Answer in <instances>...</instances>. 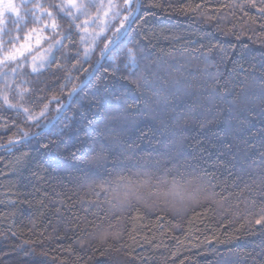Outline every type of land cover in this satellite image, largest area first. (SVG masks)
I'll return each mask as SVG.
<instances>
[{"label": "trees", "instance_id": "trees-1", "mask_svg": "<svg viewBox=\"0 0 264 264\" xmlns=\"http://www.w3.org/2000/svg\"><path fill=\"white\" fill-rule=\"evenodd\" d=\"M65 1L44 0L57 25L49 39L62 41L51 62L0 68V146L40 130L23 109L39 116L47 104L40 124L57 116L53 98L65 104L100 58H85L90 42L103 47L136 6L77 0L87 10L73 13ZM29 13L8 16L4 43L39 24ZM129 37L157 56H220L205 91L190 80L158 108L104 59L49 129L1 149L0 264H264V0H141L116 49ZM173 169L209 187L178 214L157 186Z\"/></svg>", "mask_w": 264, "mask_h": 264}, {"label": "rangeland", "instance_id": "rangeland-1", "mask_svg": "<svg viewBox=\"0 0 264 264\" xmlns=\"http://www.w3.org/2000/svg\"><path fill=\"white\" fill-rule=\"evenodd\" d=\"M7 2L8 0H4L5 4H7ZM11 2L19 10L20 18L17 17L16 13L10 11L4 12V15L2 16V18H0L3 20V23L0 24V60H3L4 56L9 53H16V60H21L23 58H27L28 56L30 57L29 60L31 61L32 65L39 66L41 64V58H45L43 60V64L47 63V61L49 59H52V57L54 56L57 45L55 44L56 40L52 41L48 36V32H53L51 28L53 19H51L49 15L42 14L48 13V8L46 7L44 0H37L36 3H34V0H11ZM67 4L68 0L65 1L64 6H66ZM37 5H39V7H37ZM2 7L3 5H0V8ZM66 8H71L73 13H76L78 11L76 8H72L70 6ZM28 13L30 14V16H33V18L38 21L39 24L36 27L30 29L29 32L26 33L20 40L16 38L14 42L4 43L1 38L2 33L6 29V21L8 20V16L11 15L13 16V18H16L20 21L23 20ZM44 16H47L48 19L42 20ZM220 22H222V20ZM102 29L103 28H101V30H99L96 35L100 34ZM98 36L99 35H97V37ZM25 37H28V39L26 40ZM110 38L111 37L108 36V40ZM37 39H39L40 41L39 44H37ZM108 40L105 43H107ZM121 44V47L118 48L121 54L117 57L116 67H118L120 70H128L129 72H131V76L135 77L138 82H142V85H144L145 88H149V91H152V96L155 99L154 107L157 108L159 106V101L163 102L165 96L167 97L174 95L176 91L182 92L184 90V87L190 84V80L197 81V84L202 86V88L199 87L200 91H205V82L203 78H205V76H209V74L210 77L213 76V72L211 71L209 73L208 69L214 68V66L218 62L217 56H220V53H217L215 56H188L178 53L171 54L169 56H157L147 52L141 45L142 43L135 44L130 37L123 41ZM24 45H29L30 47L28 48V51L24 52L23 56H20L17 50L22 49ZM50 46L51 52L48 51ZM103 47L99 45V41H96V39H94L89 44V51L91 54L97 51L95 56L98 58ZM128 49H132L136 58L137 67L134 69H132L131 66H129L128 69H125L124 67V64L127 62L126 53ZM9 62L13 61L0 63V68L5 67ZM108 65L110 66L109 61ZM197 66H201L202 68V70L200 71L202 72V74L200 73V75H196V73L194 72V69L196 70ZM110 68L113 69V67ZM186 68L187 73L185 74L183 73V70ZM128 71L126 77H128L129 75ZM142 76L143 79H141ZM159 92H165V95L163 96L164 98L162 97V95L160 96ZM172 173H174V176L172 178H165V176H163L161 178L162 182L157 184V186H160L161 188L163 187L165 190L167 189L166 192L168 194L165 193L162 198H159V202L161 204L163 203L162 205L164 206L167 204L170 205L169 207L172 206L170 209L171 212H176V214H178L180 211L184 210L185 205L192 204V197L197 196L196 194L205 197L209 195V187L204 180L195 178L193 179V181H185L182 175L178 176L179 172L177 170L173 169ZM158 189L161 190L160 188ZM124 190L125 189L122 188L121 192L124 193ZM135 193H137V191H135ZM158 196L159 195L154 196V200H156ZM147 197L148 196H146V198ZM232 260L233 258L229 256L228 258L219 261V263L217 264H231ZM115 262V264H124V262H122V260H120L119 258H116Z\"/></svg>", "mask_w": 264, "mask_h": 264}, {"label": "snow or ice", "instance_id": "snow-or-ice-1", "mask_svg": "<svg viewBox=\"0 0 264 264\" xmlns=\"http://www.w3.org/2000/svg\"><path fill=\"white\" fill-rule=\"evenodd\" d=\"M0 5H3V7L0 8V18H2V16L4 15V12H6V11L16 13L17 17L20 18L19 17V10L12 4L11 0H8L7 4L4 3V0H0ZM69 6L72 8H76L81 13H84L87 10L86 6L84 4H77L76 0H68V4L64 7H69ZM127 6L128 5H127V0H126V7ZM37 7H39V5H37ZM101 7H103V5H101ZM42 14H46L49 16L52 15L50 12L42 13ZM70 15H72L73 20H75L77 18L75 14L70 13ZM133 15H134V10H130L128 12V15L124 17V21L130 23L132 18H133ZM97 19H99V17H97ZM2 23H3V20L0 19V24H2ZM85 23H87V22H85ZM56 27H57V25H56L55 21H53V23L51 25L52 30L55 31ZM76 27H80V25H76ZM125 31H126L125 25L121 24L120 28H118L115 32H113L111 38L108 40L107 43H105L104 47L100 51L101 60L107 59L110 62V67H113L114 71H119L118 67H116V60H117V57L120 56V54H121L120 51L118 49H116L115 46L117 45L118 41L121 39V34L124 33ZM97 35H99V34H97ZM25 39L27 40L28 37H25ZM39 42H40L39 39H37V44H39ZM55 44L61 45L62 41L57 40V41H55ZM29 47H30L29 45H24L22 47V49L17 50L19 55L23 56L24 52L28 51ZM48 51L51 52V46L49 47ZM113 52H114V54H110ZM89 54H90V51L86 49L85 53H84L85 58H87L89 56ZM126 55H127V62L124 64L125 69H128L129 66H131L132 69L136 68L137 67L136 58H135V55H134L132 49H128ZM16 58H17L16 53H9L6 56H4L3 60H0V63H6L8 61H14V60H16ZM44 59L45 58H41L40 67H43V60ZM50 62L51 61L49 60V63ZM101 66H102L101 62H100V60H98L96 62V65L93 68V74L95 72L99 71ZM38 70L39 69L34 65L32 68V71L37 72ZM108 75H109L108 72L105 71L102 74L101 79L106 81ZM130 75H131V72H130ZM141 79H143V76L141 77ZM133 83H137V82L133 81ZM139 86H140L139 83H137V87H139ZM78 87L79 86L74 87L72 89V95L76 94ZM80 90L82 91L83 89L80 88ZM21 96H23V93H21ZM5 100H6V98H5ZM53 100H55V102L59 105L55 110L57 113V116H59L60 114H62L65 111V109L68 107V105L60 104L59 100L55 97L53 98ZM9 107H15V108H17L18 111L23 108L22 105H19V106L18 105H9ZM23 111H24L27 119L29 121L36 123L37 127L40 128L41 130H43L44 128H47L49 126V124H51L53 122L52 120H49L47 123L40 124V120L42 118H45L47 116L48 111H49V107L47 104L44 105L39 116H36V115L29 113L27 109H23ZM262 115H264V113H262ZM53 119H56V118L54 117ZM39 135H40V132H33L31 134L28 132H22L17 139L9 141V144L10 145L27 146L30 140H32L33 138H35ZM45 147H47V145H45ZM101 154H102V150H101V153H97V155L95 157H93V159L100 158ZM256 223L260 224L261 221L257 220Z\"/></svg>", "mask_w": 264, "mask_h": 264}, {"label": "water", "instance_id": "water-1", "mask_svg": "<svg viewBox=\"0 0 264 264\" xmlns=\"http://www.w3.org/2000/svg\"><path fill=\"white\" fill-rule=\"evenodd\" d=\"M140 5H141V0H136V6H135V9H134V15H133V18H132V20H131V22L129 23V22H127L126 23V25H125V28H126V31L124 32V33H122L121 34V39L118 41V43L119 42H121L124 38H125V36L127 35V33H128V31L130 30V27L132 26V24H133V22H134V20L136 19V17H137V15H138V13H139V10H140ZM117 43V44H118ZM98 60H100V62H101V64H102V62L104 61V60H101V57L98 59ZM97 60V61H98ZM96 65V64H95ZM94 68V67H93ZM96 73V72H95ZM94 73V74H95ZM94 74H93V69H92V71L90 72V74L87 76V78L79 85V87H78V89H77V92H76V94L80 91V88H84L85 87V85H87V83L92 79V77L94 76ZM75 94V95H76ZM75 95H72V92H71V94L69 95V98L67 99V101H66V103L64 104V105H68L69 106V104H70V102H71V100L74 98V96ZM68 108V107H67ZM66 108V109H67ZM66 109H65V111H66ZM64 111V112H65ZM63 112V113H64ZM62 113V114H63ZM62 114H60L59 116H55V118L56 119H53L52 121V123L51 124H49V126L47 127V128H44L43 130H38L37 132H40V135L42 134V133H44L47 129H49L51 126H52V124L62 115ZM10 146H14V145H10L9 144V142L8 143H6V144H3V145H1L0 146V150L1 149H5V148H7V147H10Z\"/></svg>", "mask_w": 264, "mask_h": 264}]
</instances>
